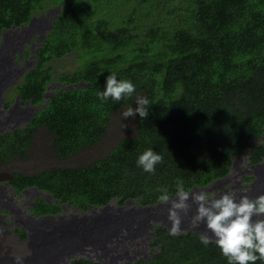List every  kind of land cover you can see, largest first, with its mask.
Instances as JSON below:
<instances>
[{
    "label": "trees",
    "instance_id": "trees-1",
    "mask_svg": "<svg viewBox=\"0 0 264 264\" xmlns=\"http://www.w3.org/2000/svg\"><path fill=\"white\" fill-rule=\"evenodd\" d=\"M56 6L52 27L35 48V65L12 85L22 102L45 105L26 125L0 132V161L23 156L37 125L53 133L56 154L65 158L101 139L111 114L133 104L139 92L150 106L146 118L136 115L135 133L104 157L12 172L13 188L36 186L52 195L49 202L34 200L36 215L57 213L68 201L84 210L113 199L157 203L165 190L168 196L225 175L231 156L262 135L264 0H0V32ZM68 60L77 63L71 70L63 66ZM111 73L135 85L131 98L100 100ZM78 81L85 85H54L44 98L51 82ZM149 148L162 156L154 173L137 165ZM263 157L264 137L251 144L249 163ZM202 237L157 225L149 243L156 251L127 264H228L215 240L205 245ZM68 264L102 263L78 257Z\"/></svg>",
    "mask_w": 264,
    "mask_h": 264
},
{
    "label": "bare ground",
    "instance_id": "bare-ground-1",
    "mask_svg": "<svg viewBox=\"0 0 264 264\" xmlns=\"http://www.w3.org/2000/svg\"><path fill=\"white\" fill-rule=\"evenodd\" d=\"M58 11L59 6H56L38 17L37 20L44 21L43 29L40 24L35 23L37 25L36 29H32L25 24L20 25L21 27L10 28L8 31L2 30L1 36L4 35L8 40L5 42L6 45L4 44L1 47V50L6 52L14 51L16 64L19 68L14 67L11 57L0 56V93L10 84L13 85L12 83L26 70L25 67H30L35 64V55L32 53L34 46L44 38L48 30L52 27V20L56 17ZM53 13L55 16L51 15ZM35 18L37 17L35 16ZM32 19L34 17H31L30 21ZM12 32L14 33L11 34ZM35 32L38 34L39 41L37 40L31 43L29 42L31 35ZM27 43L30 45L29 52L34 55L30 59H27L25 54L26 47L28 46ZM5 54L3 53V55ZM54 84L60 86V89H69L74 86L80 87L85 85L82 81L69 84L59 82L49 84L43 93L45 99L52 94L49 88ZM3 96L4 92L0 94L1 100ZM8 96L7 102L16 99L5 110L3 109L5 101L0 103V132L19 127L16 123L19 119H22L23 114L30 121L35 111L45 105V102L39 105L32 104L29 101L30 99L22 102L20 95L15 92ZM5 125L9 126V128L5 129ZM263 137L264 132L261 136L255 138L260 140ZM254 142L258 143L254 139L249 141L244 151L245 156L248 155L249 148ZM250 168L255 173L253 174L255 178L252 180L253 182L251 181L252 183L250 182V187H247V183L244 185L247 188L245 190L237 191L231 187H226L215 195L222 192H232L237 196L247 195L252 199L264 195V159L251 164ZM240 172L243 173V171ZM8 179L6 181L0 179V249L3 245L8 246L4 240L14 239V237L23 246L26 243V247L24 248L25 254L23 255H11L0 251V264H16L17 257L22 258L21 264H67L73 258L78 257H85L102 264H126L127 262L123 263L121 261V255L116 250L122 240H130L143 234L144 231H147L151 227L152 223L157 222H160L161 225L167 227L172 232L173 225L168 218V211L165 209L170 206V203L162 200L156 204L146 205H140L138 201H134L133 199H127L121 205L112 203L111 201L105 205L94 207L89 204L87 210H73L65 213L66 207L71 204V201H68L67 203H61L62 210L60 212L39 214L38 216L32 211L35 205L34 200L38 198L36 196L42 193L43 196L47 197L45 199L51 200L52 195L45 190H38L34 186L22 188L21 191L17 190L15 187L10 186ZM262 182L261 187L258 186ZM207 188V186H193L187 192H205L209 195L210 189ZM28 190L34 191L31 192L33 196L30 198L26 197V191ZM14 192L19 196L22 194L24 198L30 199L29 202L25 203H27V208L29 207L30 212L35 214L33 215L35 218L30 219V214L26 212L27 208L24 209L22 204L17 202ZM177 194H170L168 196L169 201L177 200L179 198ZM54 201L56 200L54 199ZM189 203L191 204V198H189ZM195 208L196 205L192 204L190 211L186 215L184 213L180 214L181 223L178 232L191 229L203 237L207 236L210 240H215L211 232L206 229L204 223H195L192 225L189 222L195 214ZM21 231H25L26 236H21Z\"/></svg>",
    "mask_w": 264,
    "mask_h": 264
},
{
    "label": "clouds",
    "instance_id": "clouds-1",
    "mask_svg": "<svg viewBox=\"0 0 264 264\" xmlns=\"http://www.w3.org/2000/svg\"><path fill=\"white\" fill-rule=\"evenodd\" d=\"M45 13H41V14H45ZM41 14L31 16V17H34V19L30 21L31 19L30 17L27 23H21L19 25L12 24L8 28H2L1 32L2 30L8 31L10 30V28L18 27L20 25H25V24L31 27L32 29H36L37 25H35V23L40 24V26L43 29L44 21L37 20ZM35 16L37 18H35ZM1 32H0V35H1ZM7 40L8 39L4 35L0 37V56L11 57L14 67L19 68V66H17L16 64L17 62L14 57V51L6 52V51L1 50V47L4 44L6 45L5 42ZM41 41L42 39L39 41L38 44L36 43V45L34 46V50L32 52L34 55H35V48L36 46L40 45ZM3 53H6V54L3 55ZM35 60L37 61L36 55H35ZM31 67H25V68L26 70H28ZM26 70H24L23 73ZM23 73L21 75H23ZM19 77L16 79V81L19 79ZM16 81L12 84H15ZM52 83H57V82H51L50 84ZM52 87L49 88V91H52L53 93L54 89L52 90ZM135 91H136L135 85L130 80H126V79L118 80L116 77V74L111 73L106 77L104 90L102 92H98L97 96L100 98L102 102L107 101L109 98H111L113 101L119 102L120 100L124 98H131L133 94L135 93ZM136 105L137 107L134 110L130 108L127 112L123 113L124 119L134 117L136 114H138L139 117L141 118L147 117L150 102L147 99H140L137 101ZM19 127H22V126H19ZM255 137L257 136H254L252 139L256 140ZM260 140L258 141L260 142ZM240 154L242 155L239 157ZM240 154L231 156L232 162H231L229 171L225 175L214 178L209 183L201 185V186H207L208 187L207 189H210L209 195H213V196H209L205 192L188 193L187 191H189L193 187L192 186L188 190L179 189L177 191L178 194L177 192L170 193V194H177V197H179L177 200L169 201L168 196L170 194L167 196L166 190H165V195H162L160 199L164 202L170 203V206L166 207L165 209H167L168 218L172 222V225H173L172 227L173 234L179 231V226L181 223L180 214L184 213L186 215L190 211L192 204H195L196 205L195 214L193 215L192 219L189 222L192 225H194L195 223L205 224L206 229L209 232H211L212 236L215 238V244L220 249L221 254L228 260V264H255V262L258 259L264 260V195H260L256 197L255 199L249 198L247 195L237 196L236 194L232 192H222V193L215 195L216 193L222 191L226 187H231L232 189H235L237 191L245 190L247 189L246 186L244 187L245 183H247V187H249V183L254 179L252 168L250 170L248 168H243L241 170L243 171L242 175L237 174L238 172L235 173L232 171L236 167L235 160L238 159L236 161L237 163L238 161H240V159H242V157L245 158V162L249 164L248 166H250L251 164H254V163H249V153L247 156H245L244 152ZM262 159H264V157ZM161 162H162V156L156 153L151 148L145 150L137 159V165L142 167L143 170L148 173H154L156 165ZM233 173H235L233 177H238L239 175L238 181L237 179H235L234 184L231 183L232 177L230 178V176ZM246 177L248 179H246ZM197 187H200V186H197ZM40 194L42 195V193ZM174 197L176 196L174 195ZM42 198L45 199L43 195H42ZM189 198H191V204L189 203ZM45 200L49 202L53 199L51 198V200L50 199L49 200L45 199ZM133 200L138 201L136 199H133ZM115 203L118 204L116 200H115ZM152 204H156V203H152ZM68 207H72L74 210H84L76 206H72L71 204ZM33 215H35L33 212L30 213V219H33L34 217ZM157 225H161V223L160 222L152 223L151 227L148 228L147 231H144L143 234L133 239H130V240L128 239L122 240L116 249L117 253L121 255V258H122L121 261H128L129 259L133 258L129 260V262H131L140 257L148 258L149 252L156 251V248H158V246H151L149 245V243L152 242L155 237V227ZM189 230L194 231V230L188 229L186 231H180L178 233H186ZM151 232L153 233L151 234ZM210 242L211 240L209 237L207 236L202 237L203 244L207 245ZM147 248H149V250L145 254V249ZM140 253H144V254L138 255ZM21 262H22V258L17 257L16 264H21Z\"/></svg>",
    "mask_w": 264,
    "mask_h": 264
},
{
    "label": "rangeland",
    "instance_id": "rangeland-1",
    "mask_svg": "<svg viewBox=\"0 0 264 264\" xmlns=\"http://www.w3.org/2000/svg\"><path fill=\"white\" fill-rule=\"evenodd\" d=\"M52 16H55V14H51ZM21 27V26H19ZM12 32L11 34H13ZM36 34V35H35ZM38 40V34L35 32L33 35H31V40L29 42L34 43ZM28 44V43H27ZM30 45L26 47V57L27 59H30V57L34 56L32 53L29 52ZM34 60V59H33ZM35 62V60H34ZM76 62L73 60H68L64 62V67L68 70H71L73 67L76 66ZM31 67V66H30ZM56 66H54V69ZM61 67H57V69L60 71ZM12 85L8 86L5 91H4V96L3 99H0V103L5 101L4 103V110L7 109L10 105H12L15 101L13 99L12 101H8V95L12 94ZM144 97L143 92H139L138 94L135 95L134 97V102L131 105L125 106V107H120L115 112L111 114L110 122L107 125L106 132L103 134L101 139H99L96 143L91 144V145H85L82 147L78 152L67 156L65 158H60L56 154L55 147L53 145V133L50 132L44 125H37L34 128V131L32 132L31 135V140L32 144L31 146L27 149L26 153L23 156H14L8 161H0V179L6 181L9 176L11 175L12 172H22L24 174L34 172V171H39L42 169L50 168L53 166H78V165H86L87 163L91 162L94 159H97L99 157H104V155L111 149V147L122 137L124 136H131L135 133L136 131V115L134 117H130L127 119H124L123 113L127 112L130 108L133 110L137 107L136 103L138 100L142 99ZM24 105V104H23ZM2 108V107H1ZM22 119H19L16 124L19 126L22 125L23 123L26 124L28 121L26 119V115L23 114ZM23 124L22 126H24ZM5 129H8L9 126L5 125ZM257 142H259L256 139ZM238 159L235 160V165L236 167L232 170L233 172L242 175L240 172L243 168H248L249 170L251 169L249 164L245 162V158L242 157L240 161L236 163ZM248 166V167H247ZM233 173L230 178L232 177L231 183L234 184V180L239 178L238 177H233ZM253 174L254 171H253ZM244 175V174H243ZM255 178V177H254ZM253 182V181H252ZM251 182V183H252ZM249 183V187L250 184ZM262 183H259L258 186L261 187ZM40 190V189H39ZM31 192H34L32 190L26 191V197L30 198L33 196ZM35 194V193H34ZM14 196L17 198V202L22 204L23 208H27V203L29 202L30 199L24 198V196L21 194V196L17 195L16 192H14ZM36 197H42V195H37ZM45 197V196H44ZM47 198V197H45ZM112 203H115V200L112 201ZM135 204V203H134ZM74 209L72 207H66L65 213H69L73 211ZM33 211V210H32ZM26 212L30 214V209L29 207L27 208ZM34 212V211H33ZM180 230V229H179ZM6 244H8V248L6 251V254H11V255H23L24 253V248L26 247L20 244L16 238L14 239H6L4 240ZM2 246V245H1ZM6 246V245H3ZM149 248L145 249V254L148 252ZM144 253H140L138 255H142ZM137 255V256H138ZM127 260V259H126ZM131 260V259H129ZM128 261H123V263L129 262Z\"/></svg>",
    "mask_w": 264,
    "mask_h": 264
}]
</instances>
